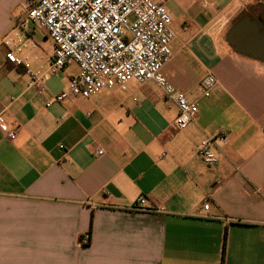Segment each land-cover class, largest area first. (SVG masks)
Segmentation results:
<instances>
[{"label": "crops", "instance_id": "1", "mask_svg": "<svg viewBox=\"0 0 264 264\" xmlns=\"http://www.w3.org/2000/svg\"><path fill=\"white\" fill-rule=\"evenodd\" d=\"M21 1L0 0V41ZM154 1L176 32L162 72L198 105L184 129L153 80L48 106L78 65L47 73L55 45L34 26L46 76L29 87L0 42V264H264V0ZM220 134L207 164L197 148Z\"/></svg>", "mask_w": 264, "mask_h": 264}, {"label": "built area", "instance_id": "2", "mask_svg": "<svg viewBox=\"0 0 264 264\" xmlns=\"http://www.w3.org/2000/svg\"><path fill=\"white\" fill-rule=\"evenodd\" d=\"M43 28L55 45L47 73L59 75L70 63L79 67L70 78L69 91L54 96L53 101L89 98L102 90L127 91L130 82L155 81L166 98L174 102L179 113L178 129L195 121L198 105L170 83L162 68L173 56L176 32L172 17L164 4L154 0H23L17 7L12 29L1 39L5 57L23 67L29 87L42 89L45 72L34 67L29 51L36 46L30 34L33 27ZM217 80L209 74L202 81L203 94L210 96ZM11 139L15 131L7 132ZM226 144L223 134L201 140L197 153L207 164L218 160L216 142ZM62 147V146H61ZM102 153V151H100ZM146 197L140 196L132 209L152 211ZM209 207L206 202L205 208ZM87 233L82 237L90 241Z\"/></svg>", "mask_w": 264, "mask_h": 264}, {"label": "flooded vegetation", "instance_id": "3", "mask_svg": "<svg viewBox=\"0 0 264 264\" xmlns=\"http://www.w3.org/2000/svg\"><path fill=\"white\" fill-rule=\"evenodd\" d=\"M247 11H248L249 13H251V12H252V9H251V8H249V9H247Z\"/></svg>", "mask_w": 264, "mask_h": 264}, {"label": "trees", "instance_id": "4", "mask_svg": "<svg viewBox=\"0 0 264 264\" xmlns=\"http://www.w3.org/2000/svg\"><path fill=\"white\" fill-rule=\"evenodd\" d=\"M90 236H91V229H90V231H89V233H88Z\"/></svg>", "mask_w": 264, "mask_h": 264}, {"label": "rangeland", "instance_id": "5", "mask_svg": "<svg viewBox=\"0 0 264 264\" xmlns=\"http://www.w3.org/2000/svg\"><path fill=\"white\" fill-rule=\"evenodd\" d=\"M74 70L77 71V67Z\"/></svg>", "mask_w": 264, "mask_h": 264}]
</instances>
